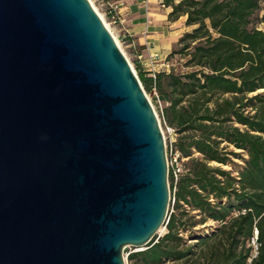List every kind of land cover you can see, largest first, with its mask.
<instances>
[{"label": "water", "instance_id": "water-1", "mask_svg": "<svg viewBox=\"0 0 264 264\" xmlns=\"http://www.w3.org/2000/svg\"><path fill=\"white\" fill-rule=\"evenodd\" d=\"M169 201L159 121L89 0H0V264H125Z\"/></svg>", "mask_w": 264, "mask_h": 264}, {"label": "trees", "instance_id": "trees-1", "mask_svg": "<svg viewBox=\"0 0 264 264\" xmlns=\"http://www.w3.org/2000/svg\"><path fill=\"white\" fill-rule=\"evenodd\" d=\"M262 2L161 0L169 20L185 16L191 27L167 57L178 56L185 71L153 78L135 66L144 91L156 90L166 105L164 122L177 136L173 150L187 163L175 184L168 173L174 212L165 232L130 253L129 264H264ZM234 160L243 162L236 176L221 168ZM209 221L208 232L193 230Z\"/></svg>", "mask_w": 264, "mask_h": 264}, {"label": "crops", "instance_id": "crops-1", "mask_svg": "<svg viewBox=\"0 0 264 264\" xmlns=\"http://www.w3.org/2000/svg\"><path fill=\"white\" fill-rule=\"evenodd\" d=\"M94 1L103 12L108 6L114 8L113 32L134 58L135 65L149 76L169 72L164 69V60L176 48L180 37L191 30L185 25V16L169 20L171 9L164 7L161 0Z\"/></svg>", "mask_w": 264, "mask_h": 264}, {"label": "rangeland", "instance_id": "rangeland-1", "mask_svg": "<svg viewBox=\"0 0 264 264\" xmlns=\"http://www.w3.org/2000/svg\"><path fill=\"white\" fill-rule=\"evenodd\" d=\"M90 3H92V5L95 7V9L97 10V12L101 15L102 19L104 20V24L106 26H108L107 28H109L110 32H112V34L114 35V39H116L115 42H117L116 44L118 46H120V50L122 51V53L124 54L125 58L127 59L128 63L130 64V66L133 68V70L136 73L137 76V69L135 66V61L134 58L131 56V54L129 52H127V50L124 48V45L122 43V41L120 40V38H118L115 33L113 32V26L109 23V20L107 19L106 16L103 15V11L102 9L97 5V3L94 0H89ZM264 14V2L261 3V11L259 12V16ZM183 64V60H181L178 56H175L173 58L170 59H165L164 60V69L166 71H173L176 74H179L181 72H184L185 69L182 67ZM138 77V76H137ZM145 92V91H144ZM262 92V91H260ZM148 100L150 101V104L152 105V108L157 116V119L159 121V125H160V129L163 133V137H164V142H165V150H166V158L168 159V155H167V148L169 146V144L173 145L177 136L174 133V131H168L166 129V127L170 128L172 130L171 127H169L166 123H163L164 119H163V112L162 110L164 109V107L166 106L164 104V102H162L161 100L158 99V94L156 92V90H154L152 93H147L145 92ZM237 152V151H236ZM195 157L197 156L196 154L194 155ZM243 157L246 158V155L243 154ZM187 163V159H182L178 162L179 166L181 167V170L184 171V167L183 164ZM234 166L229 167V166H223L221 168L225 169V170H230L234 176L237 175V171L240 169V167L243 165V162L241 160H234ZM212 166H217L216 164H211ZM171 209V210H170ZM171 211V213L174 212V208L169 207L168 206V212ZM214 226V223H212L211 221L207 222L206 224H204L203 226H197L196 228H194L193 230H198V233L201 232H208L209 228H212ZM165 232L164 228L161 227L157 233V236L162 235ZM192 240H188L187 238V243H192ZM138 249L134 248V247H126L123 251V256L125 259V264H129L128 260H127V256L130 253L136 252Z\"/></svg>", "mask_w": 264, "mask_h": 264}, {"label": "built area", "instance_id": "built-area-1", "mask_svg": "<svg viewBox=\"0 0 264 264\" xmlns=\"http://www.w3.org/2000/svg\"><path fill=\"white\" fill-rule=\"evenodd\" d=\"M114 8L108 6L107 8V11L106 12H103V15L107 17V19L109 20V23H113L116 21V15L114 14V11H113ZM97 13V12H96ZM101 19V18H100ZM110 32V31H109ZM111 33V32H110ZM112 35V33H111ZM113 37V35H112ZM114 38V37H113ZM132 68V67H131ZM133 70V68H132ZM134 71V70H133ZM135 73V71H134ZM136 74V73H135ZM152 77L154 78V75H152ZM163 123H165L163 121ZM166 129L168 131H173L171 130L170 128L166 127ZM163 134V133H162ZM167 155H168V159H167V168H168V173H169V170H171L172 172V176H173V180H174V184L176 183L177 179H178V175L180 174L181 172V167L179 166L178 164V154L176 151L173 150V147L171 144H169L168 148H167ZM173 204H174V196H173V192L172 194H170V201H169V207H173ZM171 210V209H170ZM171 214V211L167 212V216L165 218V222H164V226L165 224L167 223L168 221V217L169 215ZM163 226V228H164ZM256 239H257V232L255 231L254 232V236L253 238L251 239V247L253 248V254L255 255L256 254V251H257V243H256Z\"/></svg>", "mask_w": 264, "mask_h": 264}, {"label": "bare ground", "instance_id": "bare-ground-1", "mask_svg": "<svg viewBox=\"0 0 264 264\" xmlns=\"http://www.w3.org/2000/svg\"><path fill=\"white\" fill-rule=\"evenodd\" d=\"M92 5V3H90ZM92 7L94 8V10L97 12V10L95 9V7L92 5ZM98 16L101 18L102 22L104 23V20L102 19L101 15L97 12ZM105 25V24H104ZM105 27L107 28L108 26L105 25ZM109 30V28H107ZM110 31V30H109ZM114 37V36H113ZM116 41V39H114ZM117 43V42H116ZM118 44V43H117ZM118 46V45H117ZM120 48V46H118Z\"/></svg>", "mask_w": 264, "mask_h": 264}]
</instances>
